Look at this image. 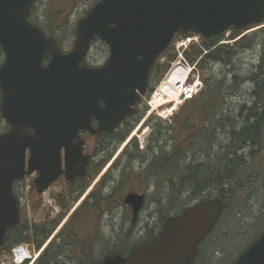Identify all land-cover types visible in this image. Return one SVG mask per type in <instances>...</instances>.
Returning <instances> with one entry per match:
<instances>
[{
	"label": "water",
	"instance_id": "1",
	"mask_svg": "<svg viewBox=\"0 0 264 264\" xmlns=\"http://www.w3.org/2000/svg\"><path fill=\"white\" fill-rule=\"evenodd\" d=\"M34 1L0 0V116L10 124L0 132V246L21 218L13 183L37 170L41 192L60 173L71 180L83 175L89 155L72 138L80 128L90 129L91 117L98 119L99 132H109L130 113L177 32L209 38L264 18V0H97L78 21L72 49L62 53L28 21ZM95 37L109 46V57L90 68L83 61ZM45 54L51 58L43 65ZM123 202L132 205L134 221L144 195L127 193ZM223 208L219 197L193 202L166 216L157 234L126 255L107 254L99 264H189ZM230 264H264V232Z\"/></svg>",
	"mask_w": 264,
	"mask_h": 264
},
{
	"label": "trees",
	"instance_id": "2",
	"mask_svg": "<svg viewBox=\"0 0 264 264\" xmlns=\"http://www.w3.org/2000/svg\"><path fill=\"white\" fill-rule=\"evenodd\" d=\"M224 32L209 38L200 36V44L192 43L184 51L186 60L191 64L196 63L203 83L202 89L193 98L186 100L174 117V120H177L176 125H172V131L176 128L179 131L173 135V138L170 136V140L168 139L167 151L166 145L162 149L163 145L159 144L158 136L155 135L154 140L158 142V145L156 144V147L152 149L150 162L140 172L146 181L147 179L151 181L155 189L153 196L157 203L156 208L161 225L166 216L175 214L187 206L184 203L185 199L179 195L181 192L189 193L186 197L188 201L205 200L213 196L222 200L224 204L222 214L213 229L199 243L196 255L190 264L208 263L202 258L201 247L210 240H214L211 241V245L220 252V261L213 262L230 264L264 231V192L258 190L264 184V178L259 179L264 172V28L237 38L241 30L231 27L227 40L233 41L219 44L218 42L224 37ZM180 36L179 32L174 35L172 42L154 63L150 72L152 84L163 77L169 62L176 58L174 41ZM255 46L260 48L259 61L254 74L249 78L254 82L256 89L251 93V102L248 105H242L239 114L232 117L225 110L227 108L225 100L229 97L224 91L226 77L219 78L211 74L210 68L213 64L227 67L238 51ZM161 57H164L165 61L160 62ZM228 129L226 138L228 141L223 144L222 140L218 141L219 133H226ZM156 149H158L157 155H153ZM188 152L193 159H196L195 161L190 160L185 163ZM143 158L142 153L141 159ZM162 184L164 191L166 188L169 190L166 193L168 199L166 204L161 203L159 197L163 193ZM257 193L262 195V203L258 213L254 215L255 220L252 219L247 223L240 222L237 216L243 214L246 200H250L251 196ZM230 212H233L234 216L232 222L224 223L225 215ZM80 215L78 217L71 215L56 236V240L62 241L53 240L38 260L42 259L46 264L56 262L55 256L59 248L65 249L70 240H74L72 233L74 221L80 220ZM23 224L21 219L16 226L7 230L3 240L8 244L9 249H5L4 252L26 241H34L35 247L38 248L44 241L37 240L39 237L37 233L28 240L22 229ZM152 235H148L144 241ZM221 240H232V248L227 249ZM88 241H76L80 248L77 264H99L102 259L95 258L91 262L87 260L90 256V252L86 253L87 246H95L92 241L90 243ZM114 246L115 249H108L106 254L125 255L134 245L131 248L117 247V244Z\"/></svg>",
	"mask_w": 264,
	"mask_h": 264
},
{
	"label": "flooded vegetation",
	"instance_id": "3",
	"mask_svg": "<svg viewBox=\"0 0 264 264\" xmlns=\"http://www.w3.org/2000/svg\"><path fill=\"white\" fill-rule=\"evenodd\" d=\"M96 1L97 0L93 2L91 7L82 16L74 21L72 31L69 35L64 34V21L66 15L64 13L62 16V12L69 11V7L72 3H68L69 6L64 8L62 6L50 8L49 6V10L46 8V4H49V0H35L28 15V21L39 27L47 38L55 41L62 53H68L74 44L78 21L88 13ZM40 2L43 10L36 8L37 4ZM108 57L109 46L98 37H95L90 42L83 62L90 68H96L102 66L107 61ZM50 58V55L45 54L42 57V64L46 65ZM3 59L4 54L0 47V65ZM151 85L152 83L149 79L145 92L139 96L133 105H131L130 113L120 119L111 131L99 132L97 130L99 121L95 117L90 118V129L80 128L77 131L78 138L73 137L72 142L81 140L82 153L89 155V162L85 167L83 175H77L71 180L67 178L64 173H60L41 192H38V187L35 184V178L38 175L37 170H33L30 174L25 175L22 179L13 183L12 191L19 203L22 220L24 222V227L22 229H24L25 235L28 237L27 239L30 240L34 236V233H37L39 236L37 240H44L38 248L35 247L34 241L19 243L32 248V251L26 248V254H28L27 264H46L42 259L38 260V258H32V253L37 250H40L39 253H42L53 240L61 242L62 240H56L57 232L63 227L66 221H68L71 215L78 217L82 212L88 211L89 213H94L95 221H92L94 218L86 222L75 221L78 227L73 229L72 232L74 240H70V243L64 247L65 249L62 248L63 251L59 248L55 256L56 262L54 264H68V261L71 262V264H77V255L80 248L79 245L76 244V241L98 240V238L101 237L103 223L100 222L99 218L102 213L108 212L107 204L110 202L113 193L128 177L124 175V173L128 170H130V172L133 171V165H136V163L139 165V162L142 160V150H145L147 147V151L144 152L151 153V151L148 150L156 147V144L158 145L159 141L156 142L154 140L155 135L158 136V139L161 137L163 138L164 141H161V143H159L160 145L165 142V145L168 144V137L172 136L171 124L163 125V120H159L156 116L148 113L145 107V97L148 95L152 87ZM98 104L104 106V101L99 100ZM150 125L153 126L152 131L147 134L144 142L145 146H142V144H139L136 140L138 136L137 132L142 134L145 133L148 128L150 129ZM9 128L10 124L6 122L5 130ZM29 131H32V129H29ZM145 143H148L147 146ZM168 147L169 145H166V151ZM118 154L119 157L117 156ZM154 154L157 155V152H154L153 155ZM29 155V152L26 151V160H28ZM60 157L61 169L64 170L63 147L60 150ZM117 157L118 159H116ZM122 161L125 162L124 168H122L121 165ZM135 173L137 174L138 171ZM125 189L120 200L116 201L114 198L113 200L117 202L118 206H120L128 216H131V223H134L139 213L144 208L148 193L146 190L136 188L127 187ZM127 193H142L144 195L143 206L139 213H137L134 221H132V205L123 202V197ZM43 208H46L48 212H51L52 209L55 208L58 209H56L57 212L55 216L50 218V220L44 218L39 219L37 222L34 217L31 218V216L27 215L29 212H34L36 209L43 210ZM62 213L64 214L61 216ZM64 216L66 219L63 222ZM42 224L44 225L42 226ZM82 224H84V226L80 227ZM35 228L38 229L35 230ZM128 232L131 233V230L129 229ZM7 246L8 244L3 240L0 246V264H8L6 262V256L12 248H10L8 252H4L5 249H9ZM88 252H91L89 246L86 248V253L88 254ZM10 256L12 258L11 261L15 264L13 261V253L10 252ZM79 256L81 255L79 254Z\"/></svg>",
	"mask_w": 264,
	"mask_h": 264
},
{
	"label": "rangeland",
	"instance_id": "4",
	"mask_svg": "<svg viewBox=\"0 0 264 264\" xmlns=\"http://www.w3.org/2000/svg\"><path fill=\"white\" fill-rule=\"evenodd\" d=\"M94 1L95 0H49V4H46V8L49 9V6L50 8L60 7V6L64 8V7L69 6L68 3H72V5L69 7V11L62 12V16L64 15V13L66 15L65 21H64V29H65L64 34L69 35L72 31L74 21H76V19L82 16L91 7ZM36 8L37 9L40 8L41 10H43V8H41V2L37 4ZM262 28H264V24L258 27L256 26L251 27L245 30V32H243L242 34L244 33L251 34ZM259 49H260L259 47L255 46L253 48H247V49L238 51L235 54L234 59L232 60L230 65L227 67L225 66L223 67L218 64L211 65V68H210L211 74L219 78L224 77V76L226 77V81H225L226 84H225L224 91L228 94L229 97H227V99L225 100L227 103V108H225V110L226 112H228L227 114H231L232 117L237 116L239 114V112L241 111L242 105L244 104L248 105L251 102V93L256 88H255L254 82L249 77L254 74L253 72L255 71L256 66H258L259 55H260ZM224 69L226 70L224 71ZM201 87H202V84H201ZM181 106L178 108V110L176 111V113L170 120L161 119L163 120L162 124L163 125L171 124V126L176 125L177 119L174 120V117L177 115V112H179ZM149 127L150 129L148 128L143 134L137 132L138 136L136 137V140L139 144H142V146L144 145L147 134L151 133L152 131L153 126L150 125ZM5 128H6V122L4 121V119L0 117V131L5 130ZM178 131H179L178 128L173 129L171 137L173 138V135L176 134ZM222 131H225V130H222ZM228 132H229V129L226 130V133H222V134L219 133L218 139L220 138V140L218 141L222 140L223 144L226 143L228 141V139H226L228 136ZM159 139H160L159 143H161V141H164L162 137ZM168 139H170V136L168 137ZM145 144L147 146L148 143H145ZM162 145H163L162 146V149H163L165 143H163ZM152 149L151 150L149 149L148 151L152 152L153 151ZM144 151H147V147L145 148V150H142L141 152L144 154V158L143 160H141V162H139V165L138 163H136V165H133L134 166L133 171L130 172V170H128L124 173V175H127L128 177L125 179V182H122V184L118 186L115 192L113 193V196L111 197L110 202L107 204L108 212L102 213L99 218L100 222L103 223L102 224V235L101 237L98 238V240L88 241V243L92 241L93 244L95 245L94 247L93 246L90 247V249L91 248L92 249L90 252V256H88L87 258L89 262L95 260V258L96 259L103 258V256L108 252V249L110 248H111L110 250L115 249L114 245L116 244H117V247H126V246L128 247L129 246V248H131L136 243L143 242L148 237V235L155 234L161 225L160 215H159V212H157L156 210L157 203H156L155 197L153 196L154 195L153 192L155 189L153 190V185L151 181L148 179L146 181L145 178L140 173L147 166V164L150 162L152 158V156L150 155V152H144ZM157 151L158 149H156V152ZM117 156L119 157V154ZM118 157L116 159H118ZM197 158H198L197 160H199V157ZM190 160L195 161L196 159H193L188 152L184 161L185 163L186 162L188 163V161ZM121 165H122V168H124L125 162L122 161ZM137 171L138 173L136 174L135 172ZM261 178H264V172L259 177V179ZM127 187L136 188L140 190H146L148 193V198L146 199L144 208L141 210V212L139 213V216L137 217L134 223H131V216H128L121 209V207L118 206L116 202L119 200V198H121V196L126 190L125 188ZM162 190H163V193H161L159 197L161 199V202L166 204V202H168V199L166 198V193L169 190L166 188V191H164L163 184H162ZM258 190H260L261 192H264V184H263V187H259ZM179 195L180 197L185 199L184 203H186L187 205L191 204L192 202L197 201V200L188 201L186 197H188L189 193L187 192L186 193L181 192ZM113 198L116 201H114ZM261 203H262V195L259 193L253 194L250 200H246L243 214L241 216H237L235 214V216H237L240 219V222L242 223L250 222L252 221V219L255 220L254 215L258 213V209L260 208ZM180 204H183V203H180ZM179 205H177V207ZM56 209L58 208L52 209L51 212L46 211V208H43V210L36 209L34 210V212L27 213V215L31 216V218L34 217L35 221L37 222L39 219H44V218H47L48 220H50V218L55 216L57 212ZM232 214L233 212H230L228 215H225L224 223L229 224L232 222V219L234 217ZM93 218H94V213H89L88 211H84L80 215V220H75V221L86 222L88 220H92ZM65 219L66 217L64 216L63 222ZM92 221L94 222L95 218ZM83 226L84 224L80 225V227H83ZM77 227L78 225H76L75 223L73 229H76ZM129 229L131 230V233L128 232ZM211 241H214V240L206 241L201 247V253H202V258L204 259V262H208L206 264H210L211 262L212 264H224L223 262H219L220 252L211 245L212 243ZM221 241L223 242L224 245L227 246V249H229L230 247L232 248V240H221ZM122 242H126V243H122ZM24 248H28L30 251H32L31 247H24ZM39 251L40 250H37L34 253H32V258L34 257L36 259L39 258L41 255ZM215 260H219V261L213 262ZM6 262L8 264H13V262L10 259L9 253L6 256ZM67 263L71 264V262L69 261ZM200 264H202V262Z\"/></svg>",
	"mask_w": 264,
	"mask_h": 264
},
{
	"label": "built area",
	"instance_id": "5",
	"mask_svg": "<svg viewBox=\"0 0 264 264\" xmlns=\"http://www.w3.org/2000/svg\"><path fill=\"white\" fill-rule=\"evenodd\" d=\"M197 39L196 36L187 37L176 42L177 60L172 63L167 76L154 88L147 99L149 109L160 117L172 115L182 101L194 96L201 88L199 76L192 74L194 66H189L182 55L183 49Z\"/></svg>",
	"mask_w": 264,
	"mask_h": 264
},
{
	"label": "bare ground",
	"instance_id": "6",
	"mask_svg": "<svg viewBox=\"0 0 264 264\" xmlns=\"http://www.w3.org/2000/svg\"><path fill=\"white\" fill-rule=\"evenodd\" d=\"M20 256H21V258H23L24 255L23 254H20ZM20 256H18V259H19Z\"/></svg>",
	"mask_w": 264,
	"mask_h": 264
}]
</instances>
